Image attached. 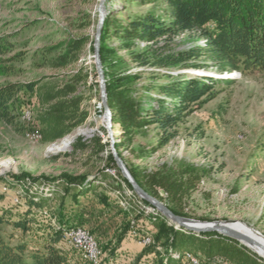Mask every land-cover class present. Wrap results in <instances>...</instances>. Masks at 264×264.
<instances>
[{
    "label": "rangeland",
    "instance_id": "rangeland-1",
    "mask_svg": "<svg viewBox=\"0 0 264 264\" xmlns=\"http://www.w3.org/2000/svg\"><path fill=\"white\" fill-rule=\"evenodd\" d=\"M97 4L98 0H0V37L10 43L9 50L0 54L3 63L9 65V70L0 71V84L38 82L62 85L79 65L89 76V81L78 87L82 107L86 117L92 114V118L80 128L93 129L90 137L78 136L69 149L51 153L48 148L52 144L44 143L43 138L33 141L28 138L30 129L39 127L38 117L42 106L33 97L24 95L22 112L29 111L30 120L24 121L23 114L20 116L17 127L23 130L17 131L0 122V209L20 213L24 207L18 205L20 208H15L14 205L17 204L16 200L20 201L23 191L33 193L42 187H52L50 179L58 178L61 174L87 176L91 182L98 177L94 190L86 197H80L77 206L67 198L66 215L81 214L82 226L75 228L84 229L93 237L105 264H133L144 247L134 228L137 225L136 215L145 219L161 217L167 225L174 228L175 225L137 197L131 187L119 179L122 177L119 170L107 168V156L111 153L102 109L99 107L93 52L87 48L88 40L92 39L93 42L98 19ZM121 4L122 0L104 3L106 15L110 10L120 9ZM137 9L131 5L128 10ZM84 38L87 40L83 41L74 60L58 67L50 66L45 61L47 57L55 59V54L64 43ZM204 42L203 38L191 33L172 40L162 39L157 46L165 54H179L202 47ZM108 43L118 47V40L114 38L109 39ZM145 46V43H139L140 49ZM13 52L20 53L22 58L18 61L8 60ZM118 54L129 62L125 51L120 50ZM200 59L197 63H201ZM129 64L131 72L151 70L139 68L131 62ZM157 71L173 76L197 77H205L199 74L206 73L212 77L205 78L223 82L215 86L214 98L190 112L176 127L175 135L161 148L153 151L163 133L149 125L137 132L130 145L120 148V157L128 169L138 172L148 173L161 166L180 168L182 165L202 169L203 176L195 189L183 199L184 218L199 222H222L237 232L254 231L264 236V73H220L211 66ZM151 81L149 74H143L137 87ZM154 81L160 84L169 82V79L159 77ZM150 94L157 97L154 90ZM116 126H113V131L115 143H118L120 137ZM22 173L27 175V188L13 179V176ZM104 175L107 177L101 182L100 178ZM57 191H61V187ZM123 193L127 196H123ZM129 193H133L136 199H129ZM100 195L106 196V204L100 201ZM50 204L58 209L60 203L56 198H51ZM45 220L39 219L42 223ZM126 223L134 227L117 251L111 254L110 249L105 250L104 247L110 243L114 245L115 235ZM53 225L58 227L55 223ZM6 231L7 236L12 235V243L29 239L18 231ZM143 232L151 235L148 231ZM146 259L143 258L142 262Z\"/></svg>",
    "mask_w": 264,
    "mask_h": 264
},
{
    "label": "trees",
    "instance_id": "trees-1",
    "mask_svg": "<svg viewBox=\"0 0 264 264\" xmlns=\"http://www.w3.org/2000/svg\"><path fill=\"white\" fill-rule=\"evenodd\" d=\"M108 1L105 0V3ZM131 5L138 8L137 11H129ZM191 33L203 38L204 46L179 54H165L157 46L162 39L172 40ZM111 38L118 40L117 48L109 45ZM85 40L64 43L61 51L55 54V59L47 57L45 61L58 67L74 60ZM139 43L146 46L140 49ZM9 48L10 43L0 37V54ZM87 48L93 52L92 39L88 40ZM120 50L126 52L132 64L151 70L131 72L129 62L118 54ZM9 57L11 61L22 58L17 52ZM99 58L112 124L119 125L120 142L115 143L118 155L120 148L130 145L137 132L149 125L163 133L158 146L153 149L155 151L175 135L176 127L190 112L214 98L215 86L223 82L214 78L173 76L157 70L204 69L211 66L220 73H264V0H122L120 9L110 10L103 20ZM199 58L201 63H197ZM3 62L0 59L1 72L9 70V65ZM75 68L62 85L38 82L0 84V122L17 131L23 130L17 125L23 114V96L27 94L42 106L39 127L31 128L29 132H38L44 143L53 144L83 127L92 114L86 117L78 87L87 83L89 76L79 65ZM143 74H149L152 81L137 87ZM159 77H166L169 82L154 83ZM152 90L157 97L150 94ZM107 161V168L113 167L118 172L111 154H108ZM129 171L150 196L164 202L168 209L182 217H186L183 199L195 189L203 176L202 169L193 165H182L180 168L161 166L148 173L132 168ZM25 177L27 175L22 173L13 176V179L27 188ZM106 177L104 175L100 181L103 182ZM119 179L130 187L124 178ZM97 180L98 177L91 182L87 176L61 174L50 179L53 183L50 197L25 190L20 201L17 200L14 205L15 208L18 205L24 207L20 213L0 209V264H89L80 256L78 260H73L71 254L77 251L63 242V231L81 227L83 220L81 214L68 217L65 204L69 198L77 206L80 197H86L94 190ZM59 187L61 191H57ZM51 198L59 200L58 209L51 206ZM99 199L106 204V196L100 195ZM15 211L19 212L18 209ZM42 218L46 219L44 223L39 221ZM135 218V227L126 223L115 235L114 245L110 243L104 247L114 254L133 227L141 240L147 234L143 231L150 232L152 242L143 247L133 264H184L182 257L186 254L195 256L200 264H264V259L246 247L216 233L195 234L176 230L161 217L145 219L136 215ZM140 223L142 225H138ZM7 229L18 231L29 239L12 243V235L7 236ZM172 254H178L180 258L174 259ZM145 257L147 259L142 262Z\"/></svg>",
    "mask_w": 264,
    "mask_h": 264
},
{
    "label": "water",
    "instance_id": "water-1",
    "mask_svg": "<svg viewBox=\"0 0 264 264\" xmlns=\"http://www.w3.org/2000/svg\"><path fill=\"white\" fill-rule=\"evenodd\" d=\"M104 3H105V0H98V4L96 7L98 19H97L96 27L93 33V56L92 57H93V63H94L95 70H96L97 84H98V89H99V107L102 109V114H103L104 123H105L104 128L107 132V138L109 142V150L113 157L115 165L120 171L122 177L127 181V183L130 185L132 191L137 197L147 202L157 212H159L163 217H165L167 220L172 222L175 225L176 229L195 233V234L216 233L222 237L238 242L240 245L246 247L247 249L248 247L246 244L251 243V244L259 245V243L252 240L250 237L244 234H241L235 231L234 229L227 227L226 225H223L222 222H211V223L199 222L196 220L184 218V217L174 214L170 209H168L166 204L150 196L132 177L128 167L126 166V163L118 155L115 149L116 139H115V135L113 131V126L115 125L112 124V113L107 105L105 78H104V74L102 70L101 61L99 58V40H100V35H101L102 23L106 16V11L104 9ZM199 75L205 76V77H212L206 73H200ZM194 223L204 225V227L194 228L189 225V224H194Z\"/></svg>",
    "mask_w": 264,
    "mask_h": 264
},
{
    "label": "built area",
    "instance_id": "built-area-1",
    "mask_svg": "<svg viewBox=\"0 0 264 264\" xmlns=\"http://www.w3.org/2000/svg\"><path fill=\"white\" fill-rule=\"evenodd\" d=\"M22 119L24 121L30 120V112L25 111ZM28 138L30 140H38L41 138L40 134L36 131L30 132L27 134ZM52 187H42L38 191H35L31 194H38L42 196H51ZM123 192V190H122ZM122 194V193H121ZM131 197L129 199H136V196L133 195V193H129V196ZM123 196H127L123 193ZM16 202H18L16 200ZM140 204V202H137ZM152 212L154 210H151ZM149 212V211H148ZM63 242L67 247H70L72 249H75L82 260L86 261L89 264H105L102 253L100 252L96 242L94 241L93 237L84 229L81 228H71L63 231ZM152 242V237L149 234H146V236L142 239V245H149ZM172 258L179 259L180 255L178 254H172ZM184 262L186 264H200L199 260L190 254H186L182 257Z\"/></svg>",
    "mask_w": 264,
    "mask_h": 264
},
{
    "label": "bare ground",
    "instance_id": "bare-ground-1",
    "mask_svg": "<svg viewBox=\"0 0 264 264\" xmlns=\"http://www.w3.org/2000/svg\"><path fill=\"white\" fill-rule=\"evenodd\" d=\"M102 120L104 121V118H102ZM97 123H99V121H97ZM116 129H117L116 131L118 132V130H119L118 124L116 126ZM92 133H93V129L79 128V129L75 130L74 132H72L71 134L60 139L58 142L50 145L48 148V151L51 153H54V152H60V151L67 150L70 148L72 142L74 141V139L76 137H78V136L90 137ZM189 225L194 227V228L204 227V225L196 224V223L189 224ZM239 233L244 234V235L250 237L252 240L259 243V245L258 244H251V243L246 244V245L251 251L255 252L259 257L264 259V236H262L261 234H259L257 232H254V231H246V232H239Z\"/></svg>",
    "mask_w": 264,
    "mask_h": 264
},
{
    "label": "crops",
    "instance_id": "crops-1",
    "mask_svg": "<svg viewBox=\"0 0 264 264\" xmlns=\"http://www.w3.org/2000/svg\"><path fill=\"white\" fill-rule=\"evenodd\" d=\"M71 257L73 258V260H78L79 259V254L76 252V253H72L71 254Z\"/></svg>",
    "mask_w": 264,
    "mask_h": 264
}]
</instances>
